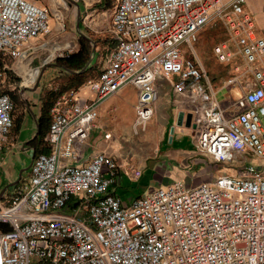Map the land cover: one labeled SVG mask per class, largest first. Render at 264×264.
Segmentation results:
<instances>
[{
    "label": "built area",
    "instance_id": "1",
    "mask_svg": "<svg viewBox=\"0 0 264 264\" xmlns=\"http://www.w3.org/2000/svg\"><path fill=\"white\" fill-rule=\"evenodd\" d=\"M114 1L115 44L82 85L93 97L78 99L80 86L55 100L46 150L0 201V222L10 226L0 231V264H264V37L247 0ZM211 21L226 32L213 53L232 68L217 89L193 48ZM61 31L64 23L57 17L53 28L45 6L0 0V152L13 125V74L29 66L39 39ZM64 36L72 46L60 57L77 44L71 32ZM158 78L172 79L194 104L198 151L235 167L210 182L175 180L123 203L110 191L116 156L95 152L80 162L79 147L97 126L100 103L125 85L138 92L134 127L146 128ZM231 88L240 94L222 107L217 95Z\"/></svg>",
    "mask_w": 264,
    "mask_h": 264
},
{
    "label": "crops",
    "instance_id": "2",
    "mask_svg": "<svg viewBox=\"0 0 264 264\" xmlns=\"http://www.w3.org/2000/svg\"><path fill=\"white\" fill-rule=\"evenodd\" d=\"M30 1L34 2V0ZM49 1L51 5L54 4L59 9L56 14H53L54 22L50 25L55 28L57 17L63 23L66 19L67 29L88 43L91 56L85 68H88L89 75L95 77L103 68L106 57L115 44L109 31L115 1L112 0L111 4L109 0ZM94 3L96 8H103L106 12L87 14L84 19H81L82 13ZM66 5L77 8V18L69 20L67 14L66 17L62 15L61 11L64 13ZM246 7L254 17L257 35L264 37V0H247ZM87 19L88 23H85ZM102 22L107 25L104 30L108 31L109 35L106 37L107 39L102 40L101 46L106 45L107 51L97 53L99 40L93 39V35L88 32L87 28L95 32L102 31ZM94 36H96L94 38H98L100 35ZM65 42L66 44H62L65 46L64 48L72 46V43ZM40 49L41 47H38L28 60H31ZM52 56L43 59L41 64L48 62ZM99 56H101L100 61L98 60ZM33 70L37 72V68ZM70 73V70L59 63L46 67L41 72L36 87H32V98L34 96L35 99H41L47 89L55 90L65 81V75ZM37 75L38 72L36 78ZM156 84L157 94L153 103L154 115L146 128H142L145 143L151 142L152 138L157 139L154 151L149 154L146 153L147 151L143 152L144 154L133 152V147L128 144V136L132 133H138L131 121L138 95L137 89L132 85H125L113 96L100 103L97 126L90 131L86 144L79 147L82 155L80 162L87 161L95 152L103 151L116 156L119 168L116 181L110 191L118 196L123 203H129L133 198L140 196L150 188L163 186L175 180H184L186 185H191L190 180L193 176L197 178L206 176L207 181L210 182L220 174L230 173L225 167L214 166V162L210 158L198 151L192 128L185 126L184 118L179 121V113L191 112L194 104L185 94L175 91L172 79L158 78ZM237 91L231 88L219 92L222 94V98L218 99L221 106L228 107L230 100L239 96ZM76 96L80 100H86L92 98L93 94L86 87L81 86L76 91ZM128 98L131 99L130 103L127 102ZM126 105L130 108L129 114L125 122H119L118 115ZM20 109L18 115L12 113V129L0 152V201L3 203L7 202L15 182L20 177L28 175L33 157L46 150L45 145L44 150L41 151L44 147L43 143H34L38 132L37 121L41 114V106H35L34 102L25 101ZM127 126L129 127L128 130ZM105 134L110 136L105 137ZM167 138L169 141L166 143ZM131 167L141 171L138 178H133L128 174Z\"/></svg>",
    "mask_w": 264,
    "mask_h": 264
},
{
    "label": "rangeland",
    "instance_id": "3",
    "mask_svg": "<svg viewBox=\"0 0 264 264\" xmlns=\"http://www.w3.org/2000/svg\"><path fill=\"white\" fill-rule=\"evenodd\" d=\"M109 1L111 4L112 0H109ZM34 2L38 5L45 6L48 9V12L50 15V24L52 25V23L54 22L53 14H56V11H58L59 9H57V7H55L54 4L51 5L49 0H34ZM94 5H95V3L91 4V6L87 7L86 11L82 13L81 19H84V17L87 14L91 15V14L96 13V12L100 13V12L105 11L103 8L99 9V8H96ZM65 9L66 10H64V13H63V11L60 10L62 15H64V17H66V14H67V17H68L67 19H69V20L77 18V8L76 7H72V6L67 7V5H66ZM85 23H88V19L85 20ZM103 23L104 22L101 23L102 31H99V32H95V31H92L89 28H87L88 32L93 35L92 38L99 40L97 53H105L107 51L106 45L101 46L102 40L109 35L107 33L108 31L104 30V28H107V25L103 24ZM67 32H71V31H69L67 29L66 19H65L64 20V31H61L57 35L52 33L48 36H43L41 39H39V44H40L41 49L38 50L36 52V54L33 55V58L30 60L29 66H27L26 69H24L22 71H17L16 74H13V80H14L15 85L12 89L9 90L10 97L14 103L13 115H18L19 111L21 110L20 107L22 106L23 102H25V101L26 102H28V101L34 102L35 106H39V105L41 106L40 99H37V98L35 99L34 96L32 98V91L31 90L34 87H36L35 85L38 83L41 72L46 67H50L54 64H58L57 59L60 57V54L61 53L64 54V53L68 52L65 49H67L69 47L61 49L60 51H57L55 49V47L58 45L66 44V42L64 41V37H65L64 35ZM71 33H72V35L75 36V34L73 32H71ZM94 35H100L99 36L100 38L99 37L94 38V37H96ZM75 37L77 40V44L72 51H75L79 47V38L77 35ZM225 39H226V32H225L223 26L221 25V23L219 21H211L205 27H203V29L200 30V32L198 34L197 41L193 43V48L195 50L196 57L201 62V64L203 65L204 69L207 71V73L210 76V78L212 79L213 85L215 86L216 89L220 88L223 85V82L226 79H228L232 74L231 65L218 61L217 58L215 57L214 53H213V46L216 43L223 41ZM90 46H91V44H90ZM185 49H186V47H185ZM52 51L54 52L52 58L48 62L41 64V61L43 59L47 58L49 56L50 52H52ZM100 57L101 56H99V59H98L99 61H100ZM31 68L32 69L37 68V72H38L36 80L32 83L27 81L28 80V75H27L28 69H31ZM25 85H26V87H25ZM237 92H239V91H237ZM27 95H28V97H26ZM217 97H218V99H221L222 94L218 93ZM127 102L130 103L131 99L128 98ZM129 111H130V108L128 107V105L124 106L121 109V112L118 115L119 122H125L126 121V118L129 114ZM136 119H137V116H136V113L134 112V114L132 115L131 121L135 124ZM128 128L129 127L127 126V130H128ZM137 131H138L137 134L132 133V135L128 136L127 141H128V144H130L131 147H133L132 151L133 152H140L141 154H144L143 152H146V151H147L146 153H148V154L150 152L154 151L156 148L157 139L152 138L151 142H149L147 144L144 142V140H145V138H143L144 132L142 131L141 125H137ZM169 132H170V129H169ZM169 138L166 139V143L169 141ZM249 160L251 162H254V163L259 162L254 157H249ZM238 165L239 164H237V166ZM214 166L225 167L226 170L230 171V172H233V169H234L233 167H235V165L233 166V164H223V163H214ZM24 172H26V171H24ZM182 181H183V183L185 182L184 180H182ZM208 181H207L206 176H204L203 178H197L196 176H193L190 180L191 185H187V186H195V185L201 184L203 182H208Z\"/></svg>",
    "mask_w": 264,
    "mask_h": 264
},
{
    "label": "trees",
    "instance_id": "4",
    "mask_svg": "<svg viewBox=\"0 0 264 264\" xmlns=\"http://www.w3.org/2000/svg\"><path fill=\"white\" fill-rule=\"evenodd\" d=\"M91 50L88 43L79 39V47L76 51L68 53L63 57H59L58 63L64 66L67 70H70V74L65 75V81L55 90L47 89L44 91L41 97V114L37 121L38 132L37 137L34 139V143H43L45 148L44 137L46 135V130L48 131L50 123V110L55 102V100L63 93L68 92L72 89H78L82 86L88 79L94 78L89 75L86 64L90 61ZM98 75V74H97ZM96 75V76H97ZM95 76V77H96ZM48 126V127H47ZM45 151V150H44ZM10 229L9 224L0 222V231H7Z\"/></svg>",
    "mask_w": 264,
    "mask_h": 264
},
{
    "label": "water",
    "instance_id": "5",
    "mask_svg": "<svg viewBox=\"0 0 264 264\" xmlns=\"http://www.w3.org/2000/svg\"><path fill=\"white\" fill-rule=\"evenodd\" d=\"M178 118H179V121H182V119L184 118V123H185L186 127H190L192 129L194 128V124L191 123V119H192V113L191 112H188L186 114H184V112H180ZM171 131H172V128H171ZM3 191H4V189H3Z\"/></svg>",
    "mask_w": 264,
    "mask_h": 264
},
{
    "label": "bare ground",
    "instance_id": "6",
    "mask_svg": "<svg viewBox=\"0 0 264 264\" xmlns=\"http://www.w3.org/2000/svg\"><path fill=\"white\" fill-rule=\"evenodd\" d=\"M65 46L64 45H59V46H56V50L58 51V50H60L61 48H64ZM55 51V50H54ZM54 52L52 51L51 53H50V55H49V57L50 56H52V54H53ZM45 61V60H44ZM41 63H43V61H41ZM45 63V62H44ZM36 73L37 72H35L33 69H31V70H29L28 69V82H30V83H32V82H34L35 81V79H36ZM25 87H26V85H25Z\"/></svg>",
    "mask_w": 264,
    "mask_h": 264
}]
</instances>
